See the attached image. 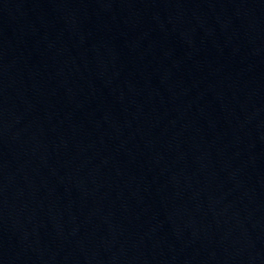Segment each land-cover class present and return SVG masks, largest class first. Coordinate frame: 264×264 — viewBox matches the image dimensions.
<instances>
[{"label":"water","instance_id":"water-1","mask_svg":"<svg viewBox=\"0 0 264 264\" xmlns=\"http://www.w3.org/2000/svg\"><path fill=\"white\" fill-rule=\"evenodd\" d=\"M0 264H264V0H0Z\"/></svg>","mask_w":264,"mask_h":264}]
</instances>
